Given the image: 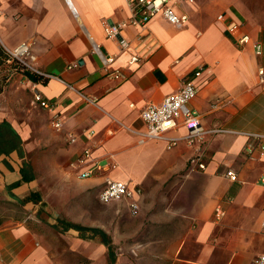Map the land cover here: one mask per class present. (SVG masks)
Listing matches in <instances>:
<instances>
[{"label": "crops", "instance_id": "crops-1", "mask_svg": "<svg viewBox=\"0 0 264 264\" xmlns=\"http://www.w3.org/2000/svg\"><path fill=\"white\" fill-rule=\"evenodd\" d=\"M174 10L187 17L182 27L155 18L112 40L105 25L130 20L126 0H1L0 64L28 42L24 69L40 77H11L0 95V122L20 138L19 152L0 156V264H256L264 256V0ZM241 34L250 43L239 45ZM132 55L139 61L129 64ZM187 80L203 140L189 145L183 126L142 140L140 111ZM35 93L51 112L33 103ZM169 139L178 140L168 147ZM107 180L126 183L132 198L101 202Z\"/></svg>", "mask_w": 264, "mask_h": 264}, {"label": "built area", "instance_id": "built-area-1", "mask_svg": "<svg viewBox=\"0 0 264 264\" xmlns=\"http://www.w3.org/2000/svg\"><path fill=\"white\" fill-rule=\"evenodd\" d=\"M194 0H126V6L131 13V18L127 22H119L106 24L104 32L108 39L118 40L121 31L126 29L129 25L144 26L155 18H161L174 27H182L187 17L185 14L178 15L174 10L175 4H193ZM1 4V0H0ZM223 16L220 15L218 20H222ZM227 29L229 32L234 33L239 31V25L231 22ZM119 45L122 49L128 47L127 42L119 39ZM250 43L249 36L241 34L238 39L239 45H245ZM255 53L260 54V46L253 44ZM30 44L24 42L20 44L15 50L8 51V62H16L22 65L24 68H29L24 62V57L29 53ZM95 52H98L97 47L94 48ZM103 64L106 65L112 61L111 57L102 58ZM139 61L137 55H132L129 64H134ZM112 75L119 79L121 78L118 72H113ZM258 75L264 76L262 69L258 70ZM199 76V73L195 74V77ZM196 87L192 80H187L182 84V87L175 93L166 96L160 104L149 103L143 107L140 111V119L143 124V131L137 132L138 136L145 141L149 140H165V136L168 132L176 129L178 126H183L188 131L185 140L189 145H193L195 142H201L204 136L208 133L203 130L199 122V116L196 111L189 107V103L196 95ZM33 103L38 107L52 111L53 105L40 94L35 93L33 96ZM53 127L59 129L61 124L58 117H53ZM178 139H169V146L175 145ZM260 150H264V144L260 146ZM90 157V151L85 150L79 157V163H83ZM189 165H196L200 170L204 169V165L199 163L195 158L189 160ZM95 169H99L98 167ZM94 170H88L83 172L80 177L88 178ZM231 181L236 180V174L232 170H228L225 173ZM264 184V179H262ZM132 198V192L129 191L127 184L122 182H115L107 180L104 187L101 189L99 199L103 203L115 202L121 200H130ZM129 207L132 214H136L137 205L130 202ZM225 215L224 210L218 205L214 210V219L220 221ZM256 264H264V256L257 259Z\"/></svg>", "mask_w": 264, "mask_h": 264}, {"label": "trees", "instance_id": "trees-1", "mask_svg": "<svg viewBox=\"0 0 264 264\" xmlns=\"http://www.w3.org/2000/svg\"><path fill=\"white\" fill-rule=\"evenodd\" d=\"M21 74L32 82H37L39 79L38 77H40L37 74L31 73L30 71L24 69L22 65H21ZM19 150H20L19 136L7 121L5 120L1 121L0 122V156L7 155L13 151L19 152ZM22 179H25L24 175H22ZM15 185H18V183H16Z\"/></svg>", "mask_w": 264, "mask_h": 264}, {"label": "rangeland", "instance_id": "rangeland-1", "mask_svg": "<svg viewBox=\"0 0 264 264\" xmlns=\"http://www.w3.org/2000/svg\"><path fill=\"white\" fill-rule=\"evenodd\" d=\"M12 71L15 72V74L13 76H10L12 74ZM20 75H22L21 65H19L18 63L12 62L11 64H0V95L4 92L6 81L11 77H19Z\"/></svg>", "mask_w": 264, "mask_h": 264}]
</instances>
